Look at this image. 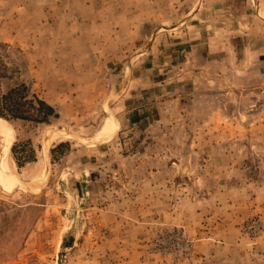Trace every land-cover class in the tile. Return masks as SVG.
I'll use <instances>...</instances> for the list:
<instances>
[{"label":"rangeland","instance_id":"obj_1","mask_svg":"<svg viewBox=\"0 0 264 264\" xmlns=\"http://www.w3.org/2000/svg\"><path fill=\"white\" fill-rule=\"evenodd\" d=\"M2 60L0 264H264V0H0Z\"/></svg>","mask_w":264,"mask_h":264},{"label":"trees","instance_id":"obj_2","mask_svg":"<svg viewBox=\"0 0 264 264\" xmlns=\"http://www.w3.org/2000/svg\"><path fill=\"white\" fill-rule=\"evenodd\" d=\"M9 65L2 60L0 62V120H23L34 123H50L52 117H58L56 109L46 100L40 98L24 80H16V73L10 76L4 72ZM13 79L12 85L4 89L3 79ZM3 117V118H2ZM5 118V119H4ZM66 143H60L54 149L52 154L61 149ZM17 159V157H16ZM20 166V161L17 159Z\"/></svg>","mask_w":264,"mask_h":264},{"label":"bare ground","instance_id":"obj_3","mask_svg":"<svg viewBox=\"0 0 264 264\" xmlns=\"http://www.w3.org/2000/svg\"><path fill=\"white\" fill-rule=\"evenodd\" d=\"M114 129V121L110 118L106 119L102 127L100 128L98 135L100 136H107L110 135L111 132ZM6 134L7 130L5 128L4 123L0 120V135L2 136V141H3V151L1 155L3 154L2 162H1V170L3 172L4 176H9V162H10V149H9V154L5 153L6 152V145H5V140H6ZM2 146V145H1ZM47 151V150H46ZM48 158V157H47ZM12 171V170H11ZM13 173V172H11ZM13 175V174H12ZM10 179H16L15 177L13 178L10 176Z\"/></svg>","mask_w":264,"mask_h":264},{"label":"water","instance_id":"obj_4","mask_svg":"<svg viewBox=\"0 0 264 264\" xmlns=\"http://www.w3.org/2000/svg\"><path fill=\"white\" fill-rule=\"evenodd\" d=\"M3 118V117H2ZM5 119V118H4Z\"/></svg>","mask_w":264,"mask_h":264}]
</instances>
